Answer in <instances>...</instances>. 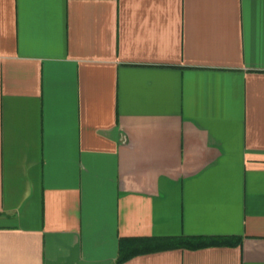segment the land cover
Returning <instances> with one entry per match:
<instances>
[{"label": "crops", "instance_id": "1", "mask_svg": "<svg viewBox=\"0 0 264 264\" xmlns=\"http://www.w3.org/2000/svg\"><path fill=\"white\" fill-rule=\"evenodd\" d=\"M0 264H264V0H0Z\"/></svg>", "mask_w": 264, "mask_h": 264}, {"label": "trees", "instance_id": "2", "mask_svg": "<svg viewBox=\"0 0 264 264\" xmlns=\"http://www.w3.org/2000/svg\"><path fill=\"white\" fill-rule=\"evenodd\" d=\"M203 244V243H202Z\"/></svg>", "mask_w": 264, "mask_h": 264}]
</instances>
